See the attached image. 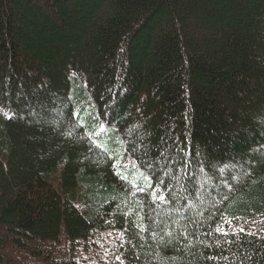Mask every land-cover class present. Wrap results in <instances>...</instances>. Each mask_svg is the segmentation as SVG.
<instances>
[{
  "label": "trees",
  "instance_id": "trees-1",
  "mask_svg": "<svg viewBox=\"0 0 264 264\" xmlns=\"http://www.w3.org/2000/svg\"><path fill=\"white\" fill-rule=\"evenodd\" d=\"M0 264H264V0H0Z\"/></svg>",
  "mask_w": 264,
  "mask_h": 264
},
{
  "label": "snow or ice",
  "instance_id": "snow-or-ice-1",
  "mask_svg": "<svg viewBox=\"0 0 264 264\" xmlns=\"http://www.w3.org/2000/svg\"><path fill=\"white\" fill-rule=\"evenodd\" d=\"M142 190V189H141ZM242 230V229H241Z\"/></svg>",
  "mask_w": 264,
  "mask_h": 264
}]
</instances>
